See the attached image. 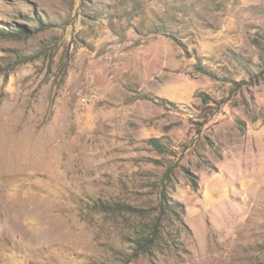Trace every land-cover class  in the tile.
<instances>
[{"label":"rangeland","instance_id":"1","mask_svg":"<svg viewBox=\"0 0 264 264\" xmlns=\"http://www.w3.org/2000/svg\"><path fill=\"white\" fill-rule=\"evenodd\" d=\"M0 264H264V0H0Z\"/></svg>","mask_w":264,"mask_h":264},{"label":"trees","instance_id":"2","mask_svg":"<svg viewBox=\"0 0 264 264\" xmlns=\"http://www.w3.org/2000/svg\"><path fill=\"white\" fill-rule=\"evenodd\" d=\"M197 71L202 74H206L207 72L201 68L200 66H196ZM202 100L206 101V97H202ZM148 143L158 152H167L169 151L168 148L165 146L163 142H161L157 138H150L148 139ZM174 171V164L167 165L164 168V171L162 173V176L159 181V189H158V206H159V213L156 217V219L152 222L151 228L144 232L143 230L137 234L132 242H133V249L134 253L137 254H146L150 255L153 253L154 247H155V240L158 237L157 233V226L158 222L161 219V216L173 214L175 217L177 216V219L181 221L180 214H177L178 210H176L175 206L176 204H172L170 202V196L168 193V186L171 187L172 184V174ZM196 184L193 180V188H195ZM100 212H117V210L121 209V211H129V209H132L129 204H124L122 202L113 201V202H103L101 200H97L94 205ZM180 207V206H179Z\"/></svg>","mask_w":264,"mask_h":264}]
</instances>
